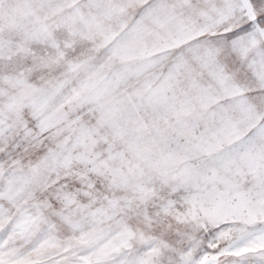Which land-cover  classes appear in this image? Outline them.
I'll return each mask as SVG.
<instances>
[{"label": "snow or ice", "instance_id": "obj_1", "mask_svg": "<svg viewBox=\"0 0 264 264\" xmlns=\"http://www.w3.org/2000/svg\"><path fill=\"white\" fill-rule=\"evenodd\" d=\"M0 264H264V0H0Z\"/></svg>", "mask_w": 264, "mask_h": 264}]
</instances>
